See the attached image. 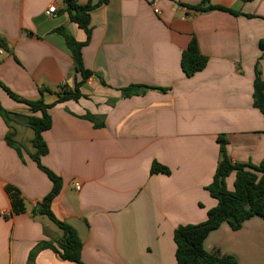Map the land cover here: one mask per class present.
<instances>
[{
  "label": "crops",
  "instance_id": "obj_1",
  "mask_svg": "<svg viewBox=\"0 0 264 264\" xmlns=\"http://www.w3.org/2000/svg\"><path fill=\"white\" fill-rule=\"evenodd\" d=\"M201 1L107 0L94 8L82 48L93 75L76 88L82 77L56 30L63 27L78 42L86 35L63 11V0H0V34L7 40L0 84L51 106L41 164L62 179V189L50 209L60 222H85L84 264H176L175 229L203 223L217 205L206 187L221 158L218 138H225L233 164L264 160V117L252 104L256 65L264 80V0H212L240 15L182 7ZM50 6L56 12L48 16ZM193 37L208 62L188 78L180 59ZM1 85L0 106L13 117L31 116ZM132 85L148 89L124 97ZM73 93L80 97L58 102ZM8 132L19 135L18 126L8 128L0 115V264H75L51 249L30 258L40 242L57 245L62 232L32 213L52 188L29 156L33 138L32 149L20 145L19 155L6 142ZM154 161L169 174H151ZM233 182L231 174L228 191ZM7 185L20 192L24 213L12 212ZM204 248L237 264H264V219L252 217L237 231L223 224Z\"/></svg>",
  "mask_w": 264,
  "mask_h": 264
},
{
  "label": "trees",
  "instance_id": "obj_2",
  "mask_svg": "<svg viewBox=\"0 0 264 264\" xmlns=\"http://www.w3.org/2000/svg\"><path fill=\"white\" fill-rule=\"evenodd\" d=\"M239 1L247 3L254 0ZM63 3V11L67 13L71 22L82 29L86 35L84 42H78L63 27H59L56 30L65 40L75 71L82 77V81L76 84V88H78L93 75L91 71L84 67L82 61V48L89 43L91 37L90 11L107 3V0H99L95 5L89 4L85 6L79 5L76 0H63ZM182 7L195 13L221 11L232 15H240L237 11L212 4V0H202L198 5H182ZM0 47L7 49V40L1 34ZM260 47L264 50V42H260ZM207 62L208 59L200 53L198 42L193 37L187 48L181 54L180 67L183 74L190 78L196 73L201 72L206 67ZM254 74L252 104L264 117V80L261 77L257 65ZM1 86L10 98L18 103L24 104L30 110L32 115L26 118V125L34 133L31 144L35 152L29 154V156L52 183L51 191L43 198L38 208L34 209L32 213L33 215H45L62 232V239L57 245L46 241L40 242L32 253H30V258L37 251L51 249L64 261L84 264L81 260L82 243L78 239L76 231L65 222L58 221L50 209L51 202L59 195L62 189V179L41 164V157L47 153V147L42 138V133L51 127V118L48 113V109L51 106L46 105L42 97L36 101L26 100L14 94L4 85ZM147 89L143 86L132 85L124 88L122 92L124 97H131L144 94ZM42 92L43 90H40V93ZM79 97L80 94L78 93L64 94L59 96L58 102L77 99ZM0 115L5 120L8 128H10V124L13 122V115L1 106ZM6 142L21 155V146L12 139L11 132L7 133ZM218 143L221 158L212 182L206 187L211 197L217 200V205L207 212L206 220L203 223L179 226L175 229L173 241L175 244L176 264H237L233 256L207 252L204 248L206 238L211 232L217 230L223 224H226L232 231H237L252 217L264 219V160L257 166L233 164L226 151L227 142L225 138L219 137ZM150 173L168 175L169 170L154 161L151 165ZM231 174H234L233 190L228 191L226 188V178ZM5 191L10 199L12 212L15 215L24 213L25 203L18 189L7 185Z\"/></svg>",
  "mask_w": 264,
  "mask_h": 264
},
{
  "label": "rangeland",
  "instance_id": "obj_3",
  "mask_svg": "<svg viewBox=\"0 0 264 264\" xmlns=\"http://www.w3.org/2000/svg\"><path fill=\"white\" fill-rule=\"evenodd\" d=\"M15 116L27 118L30 116V113L29 114H21V115L15 114ZM13 126H18L19 135H16L15 133L12 134V139L18 145H21L25 151L32 149L30 142H27L29 139L33 138L32 129H30L26 125V123H21V122L15 120L14 117H13Z\"/></svg>",
  "mask_w": 264,
  "mask_h": 264
},
{
  "label": "water",
  "instance_id": "obj_4",
  "mask_svg": "<svg viewBox=\"0 0 264 264\" xmlns=\"http://www.w3.org/2000/svg\"><path fill=\"white\" fill-rule=\"evenodd\" d=\"M14 119L19 122H23V123L26 122V118L24 117L14 116ZM65 223L76 231L77 237L81 241V243H84L86 241L87 227L84 221L72 218V219L66 220Z\"/></svg>",
  "mask_w": 264,
  "mask_h": 264
},
{
  "label": "built area",
  "instance_id": "obj_5",
  "mask_svg": "<svg viewBox=\"0 0 264 264\" xmlns=\"http://www.w3.org/2000/svg\"><path fill=\"white\" fill-rule=\"evenodd\" d=\"M152 6H156V1L155 2H152ZM56 12V8L54 7V6H50L47 10H46V15H48V16H51L53 13H55ZM154 13H156V14H159V11H158V9L157 8H154ZM5 53H6V51H5V49H3L2 47H0V57H3L4 55H5ZM74 189L76 190V191H80V189H81V185H80V183H78V182H75L74 183ZM3 216H5V212H2L1 213Z\"/></svg>",
  "mask_w": 264,
  "mask_h": 264
}]
</instances>
